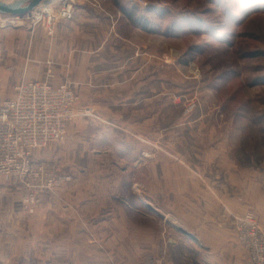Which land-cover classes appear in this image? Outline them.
<instances>
[{
    "label": "crops",
    "instance_id": "crops-1",
    "mask_svg": "<svg viewBox=\"0 0 264 264\" xmlns=\"http://www.w3.org/2000/svg\"><path fill=\"white\" fill-rule=\"evenodd\" d=\"M0 30L6 35L0 49H13L14 33L10 28ZM143 33L121 8L102 11L84 5L71 18L60 19L53 37L45 27L33 42L34 58L18 61V74L27 77L21 82H68L77 95L76 109L91 114L69 125L54 153L73 180L44 197L34 215L24 212L25 218L18 219L23 211L20 190L0 189V209L5 210L0 227L5 225L12 234L6 242L0 237L4 246L39 244L31 235L57 222L71 226V231L65 230L73 239L118 240V254L157 252L159 246L149 243L159 240L153 230L141 222L135 229L126 228L134 223L129 216L148 219L155 211L193 233L199 231V239L235 244L230 218L238 211L245 169L228 151L232 142V133L224 129L228 120L217 118L221 106L202 104L198 112L203 118L199 116L196 128L185 126L181 107L171 96L193 89L194 83L156 58L137 57L136 46L144 42L158 52L155 38L143 41ZM182 66L176 68L179 73ZM141 233L147 236L142 238ZM83 245L77 249L86 254Z\"/></svg>",
    "mask_w": 264,
    "mask_h": 264
},
{
    "label": "rangeland",
    "instance_id": "rangeland-1",
    "mask_svg": "<svg viewBox=\"0 0 264 264\" xmlns=\"http://www.w3.org/2000/svg\"><path fill=\"white\" fill-rule=\"evenodd\" d=\"M64 1H44L34 12L40 13L49 8L58 15L57 8L63 5ZM97 1L100 2L97 6H91L90 3L88 5L102 11L108 7L133 6L130 0ZM140 1L148 2L147 7L151 8L147 11V7L139 8L150 20V28L144 30L143 41H147V37L155 38L152 43L158 52L155 53L153 49L152 52L144 42L143 46H136V56L156 58L165 66L174 67L175 73L184 75L186 81L194 83L191 85L193 89H182L175 96H171L172 103L181 107L185 126L194 130L201 119L198 109L192 115L184 117V105L190 100H197L198 107L202 104L208 107L221 106L223 111L217 114V118L228 120L224 128L225 132L229 130L232 133V142L227 144L228 151L240 158V166L245 169L244 175H240V191L236 201L238 211L230 218L235 244L233 245L232 240L203 239H200L201 244H198L176 231L165 219L151 213V218L148 219L129 216L134 223H130L126 228L135 229L139 225L138 222H141L140 225L153 230L159 240L149 243L159 246L157 252L147 250L136 256L118 254V240L73 239L69 235L70 225L61 226L55 222L35 236L31 235L39 240V244L18 245L14 242L6 247L1 242L0 245H3L4 249L0 248V264H243L244 261L251 264L250 250L241 241L236 219L239 215L251 213L257 219L258 225L264 226V0ZM94 4H97L96 0ZM5 20L4 16L0 15V29L10 28L14 33L15 44L13 49H0V93L11 97L13 88L27 78L26 74H18V61L34 58L33 42L41 31H44L45 26L42 19L34 20L28 16ZM1 38L6 40V35H0ZM172 49H176L180 54L175 63L170 62ZM180 64L183 66L180 67L179 73L176 68ZM191 66L199 68L201 77L193 73ZM47 81L53 86L68 85L71 88L68 82L56 85L49 79ZM71 90L73 91L72 88ZM75 96L76 108L77 95ZM80 116L86 115L80 114L77 117ZM220 134L223 135L219 132L218 135ZM63 140L34 149L33 158L62 166L54 159V153ZM62 168L70 176L69 179L52 192L43 194L32 211L24 206L21 184L14 178H0V189L12 187L20 190L23 211L16 215L18 219L25 218V213L34 215L44 197L52 195L73 180L69 171L64 166ZM146 201L151 202L149 199ZM15 209L16 212L19 210ZM59 210L61 214L64 212L63 208ZM4 216L5 210L0 209V220ZM172 221L181 224L175 219ZM66 227L70 231H66ZM93 228L97 230V224ZM106 228H109V225H106ZM126 228L122 225L121 230L125 231ZM114 231L115 235H119L115 225ZM193 234L197 236L200 233L198 231ZM9 235L12 234L5 225L0 227L3 242H6L4 240ZM141 236L143 238L147 233H141ZM81 244H84L83 248H87L86 254L78 252L77 245ZM241 250L246 255H243Z\"/></svg>",
    "mask_w": 264,
    "mask_h": 264
},
{
    "label": "built area",
    "instance_id": "built-area-1",
    "mask_svg": "<svg viewBox=\"0 0 264 264\" xmlns=\"http://www.w3.org/2000/svg\"><path fill=\"white\" fill-rule=\"evenodd\" d=\"M65 0L58 7V15L43 9L39 17L52 37L61 18H71L79 7L97 6L96 0ZM133 5L147 7L148 2L130 0ZM93 4V5H92ZM49 9V8H48ZM50 10V9H49ZM34 13L31 12L28 17ZM39 13V14H40ZM6 17L7 21L11 18ZM176 49L170 53V62L179 58ZM193 73L201 77L198 67L191 66ZM75 94L68 85L59 87L48 81H28L17 84L13 95L0 93V178H14L21 184L25 208L33 210L43 194L52 192L69 179V175L57 163L38 161L32 151L65 138L69 124L80 114L90 115L88 109L77 111ZM198 109V101L190 100L184 105L183 115L188 117ZM251 213L239 215L236 227L243 244L250 250L251 264H264V226L258 225Z\"/></svg>",
    "mask_w": 264,
    "mask_h": 264
},
{
    "label": "water",
    "instance_id": "water-1",
    "mask_svg": "<svg viewBox=\"0 0 264 264\" xmlns=\"http://www.w3.org/2000/svg\"><path fill=\"white\" fill-rule=\"evenodd\" d=\"M44 1L51 0H0V14L10 17H25L33 12L38 6L42 4ZM152 208V205L146 204ZM155 213L161 218L165 219L166 222L173 227L176 231L186 235L188 238L192 239L198 244H201L200 239L193 233H191L188 229L183 226L175 223L172 220L167 219L164 215L155 211Z\"/></svg>",
    "mask_w": 264,
    "mask_h": 264
},
{
    "label": "trees",
    "instance_id": "trees-1",
    "mask_svg": "<svg viewBox=\"0 0 264 264\" xmlns=\"http://www.w3.org/2000/svg\"><path fill=\"white\" fill-rule=\"evenodd\" d=\"M140 6L133 5L131 7L123 6L121 10L127 16V18L134 23L136 26L140 27L143 30H149L150 20L145 17L144 13L141 11ZM148 8V7H147ZM145 8V10H151V8ZM149 12V11H148Z\"/></svg>",
    "mask_w": 264,
    "mask_h": 264
},
{
    "label": "bare ground",
    "instance_id": "bare-ground-1",
    "mask_svg": "<svg viewBox=\"0 0 264 264\" xmlns=\"http://www.w3.org/2000/svg\"><path fill=\"white\" fill-rule=\"evenodd\" d=\"M45 11H48V12H50V10L47 8ZM1 15V14H0ZM42 14L40 13H38V12H34L32 15H31V18H33V17H39V16H41ZM5 19H6V17H5ZM167 219H171V220H173L172 218H169V217H166ZM175 222V221H174ZM176 223V222H175ZM179 225H181V224H179ZM181 226H183V225H181ZM184 227V226H183Z\"/></svg>",
    "mask_w": 264,
    "mask_h": 264
}]
</instances>
